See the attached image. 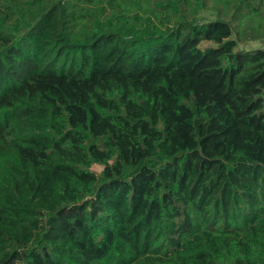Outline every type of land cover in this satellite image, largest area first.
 <instances>
[{"label":"trees","instance_id":"obj_1","mask_svg":"<svg viewBox=\"0 0 264 264\" xmlns=\"http://www.w3.org/2000/svg\"><path fill=\"white\" fill-rule=\"evenodd\" d=\"M257 38L264 0H0V264H264Z\"/></svg>","mask_w":264,"mask_h":264},{"label":"rangeland","instance_id":"obj_2","mask_svg":"<svg viewBox=\"0 0 264 264\" xmlns=\"http://www.w3.org/2000/svg\"><path fill=\"white\" fill-rule=\"evenodd\" d=\"M198 18L201 21H209V20H213L215 18H217V12L213 11L212 8L210 9H202L199 13ZM214 44L212 42H202L201 43V47L202 48H206L209 46H213ZM247 48H257V47H264V38H257V39H252L248 42H246V46ZM92 170L96 171L97 173H100L103 169V166L100 164H94L92 167Z\"/></svg>","mask_w":264,"mask_h":264}]
</instances>
